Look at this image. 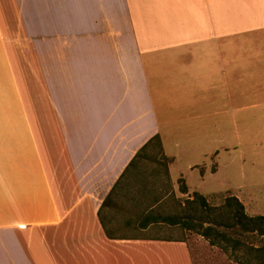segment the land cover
I'll use <instances>...</instances> for the list:
<instances>
[{
	"label": "crops",
	"instance_id": "obj_1",
	"mask_svg": "<svg viewBox=\"0 0 264 264\" xmlns=\"http://www.w3.org/2000/svg\"><path fill=\"white\" fill-rule=\"evenodd\" d=\"M5 6L22 59L7 51L16 110L0 126V264H194L176 226L141 224L169 195L192 196L173 170L176 135L203 177L216 165L200 160L264 119V0ZM154 136L169 163L148 182L152 147L136 155ZM209 136L222 145L207 149Z\"/></svg>",
	"mask_w": 264,
	"mask_h": 264
},
{
	"label": "rangeland",
	"instance_id": "obj_2",
	"mask_svg": "<svg viewBox=\"0 0 264 264\" xmlns=\"http://www.w3.org/2000/svg\"><path fill=\"white\" fill-rule=\"evenodd\" d=\"M0 6V126H7V112L11 111L13 114L16 110L12 103V97L14 94V87L10 80L11 73L7 62V51L18 56V60L21 62L22 53V38L8 32L7 22L5 19L6 6L5 0H1ZM12 28V26L10 27ZM18 66V65H17ZM21 64L18 66L20 71V77L22 78ZM18 87V86H17ZM15 95V94H14ZM246 135H240L244 133L245 129H240V134L232 136V149L231 152L222 150L220 156L211 158H205L199 161V165L211 168L214 171L216 165V173L210 175L209 173L201 177L203 173L200 171L190 173L185 167L186 159L190 154L184 149L183 136L176 135L177 142L168 144V149H175L178 154V159L173 167V170H179L184 173V180H187L188 186L191 191H196L202 194L207 203L211 207H217L222 204L223 200L227 196H238V200L244 207V210L249 216H264V200L254 199L246 196V194L258 193L264 194V119L254 120V123L250 120L249 127ZM215 136H209L206 140L207 149L214 147L219 148L221 139L217 138L214 142ZM230 144V142H227ZM225 145V142H224ZM231 145V144H230ZM145 156V160H142L141 169L142 176L144 178H150L152 172H154V178L157 173L160 177H163V164L159 162L157 151L152 147ZM148 182H151L148 180ZM137 176L128 183L129 187L139 186ZM162 191H169L165 187V184L160 183ZM159 187V186H158ZM152 190V189H150ZM190 191V192H191ZM187 197L175 198L173 194L164 200L159 207H157L155 213L161 215H178L183 212V203ZM176 238H182L188 241L194 264H236L227 257V255L220 249L211 247L208 243L199 235L194 232L185 233L181 228L175 227ZM188 234V236H187ZM187 236V237H185ZM243 240L245 243L252 246L264 245V236L259 237L256 235H238L234 236ZM242 257V255L240 256Z\"/></svg>",
	"mask_w": 264,
	"mask_h": 264
},
{
	"label": "trees",
	"instance_id": "obj_3",
	"mask_svg": "<svg viewBox=\"0 0 264 264\" xmlns=\"http://www.w3.org/2000/svg\"><path fill=\"white\" fill-rule=\"evenodd\" d=\"M153 147L165 166L169 160L163 155L159 136L152 137L137 153L136 158L143 155L148 147ZM179 192L187 193V187L182 179L178 181ZM183 212L178 215H146L142 224L163 223L176 226L186 232H194L212 247L224 252L236 264H264V245L252 246L234 236L256 235L264 236V216H249L241 202L234 196L224 198L221 205L211 207L204 196L193 192L191 198L182 205ZM242 255V257H240Z\"/></svg>",
	"mask_w": 264,
	"mask_h": 264
}]
</instances>
